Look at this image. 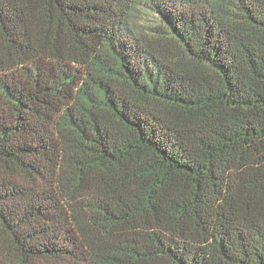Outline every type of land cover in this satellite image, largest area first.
<instances>
[{"label":"trees","instance_id":"trees-1","mask_svg":"<svg viewBox=\"0 0 264 264\" xmlns=\"http://www.w3.org/2000/svg\"><path fill=\"white\" fill-rule=\"evenodd\" d=\"M0 264H264V0H0Z\"/></svg>","mask_w":264,"mask_h":264},{"label":"rangeland","instance_id":"rangeland-1","mask_svg":"<svg viewBox=\"0 0 264 264\" xmlns=\"http://www.w3.org/2000/svg\"><path fill=\"white\" fill-rule=\"evenodd\" d=\"M153 18H150V19H148V20H152ZM150 22H153V21H150ZM147 24V26H150L151 24L150 23H146Z\"/></svg>","mask_w":264,"mask_h":264}]
</instances>
